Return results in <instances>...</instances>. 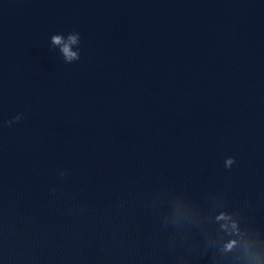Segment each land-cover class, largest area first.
I'll return each mask as SVG.
<instances>
[{
  "label": "water",
  "instance_id": "95a60500",
  "mask_svg": "<svg viewBox=\"0 0 264 264\" xmlns=\"http://www.w3.org/2000/svg\"><path fill=\"white\" fill-rule=\"evenodd\" d=\"M0 264H264V0H0Z\"/></svg>",
  "mask_w": 264,
  "mask_h": 264
}]
</instances>
